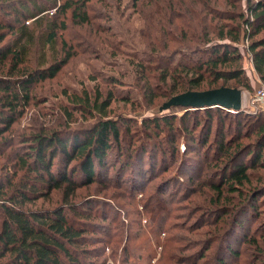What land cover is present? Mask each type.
I'll return each mask as SVG.
<instances>
[{
    "label": "trees",
    "instance_id": "obj_1",
    "mask_svg": "<svg viewBox=\"0 0 264 264\" xmlns=\"http://www.w3.org/2000/svg\"><path fill=\"white\" fill-rule=\"evenodd\" d=\"M90 1L0 0V63L8 61L7 73L16 75H0V159L5 160L0 162V264H102L105 258L99 259L107 243L117 246L112 249L114 254L121 246V264L151 263L152 250L144 245L146 231L140 235L124 230L111 234L96 222L97 217L105 219L104 210L98 214L102 205L98 203L99 210L90 209L89 202L79 198L78 190L109 179L133 191L141 189L157 176L167 157L175 161L178 136L186 138L188 148L191 144L217 151L210 160L215 170L200 184L213 191L212 208H205L203 213L215 217V222L225 219L227 228L223 234L217 228L201 250L188 257L168 252L163 264H198L216 240L213 260L227 264L221 256L225 251L235 253L227 240L239 225V216L249 209L257 214L259 204H264V175L258 172L264 171L262 110L250 113L218 105L202 109L182 106L178 116L143 119L140 137L134 140L135 135L130 134L134 116L115 113L110 105L118 99L131 106L135 102L129 95L118 98L113 90L104 94L96 88L93 94L85 89L80 94L66 93L67 105L57 110V128L40 126L28 133L15 128L30 103L34 86L55 78L73 56L58 34L67 25L53 15L64 17L70 11L74 20L87 23L86 5ZM139 3L144 8L140 43L146 55L135 57L137 86L145 101L140 110L150 108L158 98L162 104L188 90L220 86L250 89L239 48L243 41H247L254 73L264 84V0H246L245 12L240 0H135L133 6L137 8ZM57 38H62L65 55L48 61V55L60 51ZM36 45L41 52L32 65ZM77 111L94 118L89 127L71 126ZM125 134L130 140L124 144ZM210 134L212 141L208 142ZM6 147L10 148L7 153ZM112 149L114 155L108 159ZM186 156L180 161L189 166L184 162ZM110 161L112 173L107 167ZM190 163L198 167L199 160ZM225 190L234 196L227 199ZM162 211L159 203L147 210L148 230L161 225ZM193 230L195 227L188 229ZM261 236V243L255 236H243L259 250L252 264H264V234ZM123 237L140 243L120 245ZM201 240H196L199 246Z\"/></svg>",
    "mask_w": 264,
    "mask_h": 264
},
{
    "label": "rangeland",
    "instance_id": "obj_2",
    "mask_svg": "<svg viewBox=\"0 0 264 264\" xmlns=\"http://www.w3.org/2000/svg\"><path fill=\"white\" fill-rule=\"evenodd\" d=\"M134 2L135 0H91L86 5L89 16V22L87 23L74 20L70 15V11H67L64 17L53 15L59 21L63 19L67 25L66 29L58 32V34L61 33L60 36L66 41L65 49L72 52L73 56L60 69L55 78L45 79L34 86L29 105L25 107L24 113L14 124L20 133L31 132L40 126L57 128L59 126L57 110L61 105H67L66 93L80 94L83 89L90 94H93L96 88H99L104 94L108 90H113L118 98L129 95L130 100L134 101L135 104L132 106L129 103L124 104L118 99L111 103L110 108L112 107L115 113L134 116V122L130 126L131 131H133L130 134L135 135L134 140L140 137V126L143 124V119L165 115L178 116L183 112L182 106L160 109L163 104H160L163 101L162 98H158L150 108L145 109L142 107L140 110L139 106H143L141 103L145 101L137 86L138 77L135 70L137 60L135 57L143 58V56H146L140 43L144 34L142 31L144 27V8L141 3L135 8L133 6ZM240 4L241 9L245 12L246 0H240ZM224 8L229 7L225 6ZM42 31L45 32V29ZM8 37L4 40H7ZM61 39L57 38L56 47L60 51L48 55V61H51L50 57L53 58L56 55L57 57H63L65 55ZM239 48L243 54L242 62L246 76L251 85L250 89L239 88L242 91V108L240 110L250 113L258 110L264 112V106L253 101L254 90L260 83L254 79L253 73L248 69L250 60L247 54V41H243ZM35 50V53H31L32 65L35 64L36 58L41 52V50H38V45H36ZM47 54L49 53L47 52ZM185 62L190 61L185 59ZM8 67V61L1 62L0 75L15 78V74L9 76L7 73ZM113 80H117V85L112 82ZM139 103L140 105H137ZM69 109L72 110L70 105ZM196 109H202V107H196ZM188 110L193 112L190 109ZM200 112L201 110H198L197 116L199 120H202ZM73 114L75 121L71 123V126L74 127H89L94 120L88 113L82 115L80 111H77ZM213 114L216 116L215 112ZM112 116L115 115L112 114ZM121 129H125V127L121 126ZM212 136L213 134L209 135L208 142L212 141ZM178 137L175 161L167 157L163 163V165L165 164L164 167H167L165 169L162 167L157 171V176L148 183L143 184L141 189L133 191L109 179L100 183L93 182L78 190L79 198L82 202H89L90 209H96L99 208V205H102L98 214H102V210H104L106 212L103 215L105 219H103L104 217H97L96 222L105 225L107 230H111V234H120L124 230V232L130 234L140 235L141 232L146 231L145 235L148 236V239L144 245L150 247L149 251L152 250V256L155 259V263L151 261L148 264H163L164 255L166 256L168 252H173L178 257H188L192 252L201 250L205 240L207 241L212 233L216 232L217 228H220V234H223L227 228L225 219L215 222L217 220L215 217H212V219L203 213L205 208L206 210L212 208L210 198L213 191L200 184L210 177L209 174L212 170H215L216 166L210 160L217 151H209L202 149L200 145L196 147L191 144V147L188 148L185 143L186 138ZM128 140H130V135L125 134L124 144ZM247 140L243 139L242 141ZM9 150L10 148L6 147V153ZM114 152V149L109 152L108 159L114 155ZM185 153H187V159L184 162L189 166L182 165L180 161ZM189 157L199 160L198 167L190 163L195 159ZM3 160L1 158L0 162ZM112 162L110 161L107 164L109 173L114 171L110 165ZM258 172L264 175L263 170ZM162 181L165 182L161 183ZM162 190L164 191L162 192ZM223 194L227 199L234 196L233 194L227 195V190ZM55 198L57 199V195H55ZM158 203L164 208L161 213V225L155 227L156 229L148 230L146 227L149 219L147 210ZM258 210L257 214L250 209L245 210L239 216V225L237 224L230 233L231 235H228L227 245H230L235 253L229 254L226 251L223 253L221 257L227 264H252L257 256L256 252L259 250L255 244L244 241L243 236H255L260 243L263 240H261V235L264 234V227L262 228L264 204H259ZM113 218L118 221L115 222ZM199 218H201V221H197ZM194 219L195 222L192 225L191 221ZM193 227H195V230L189 232L188 229ZM101 236L107 237L105 234ZM121 239L120 245L123 242L140 243L135 239L133 241H128L124 237ZM198 239L202 241L200 246L198 245L199 241H196ZM217 241L213 242L206 250L205 258L200 260L198 264H201V262H204L203 264H215L213 257L215 250L218 248ZM116 247L114 243L105 244V253L100 257L99 262L105 258L102 264H121L123 262L119 255L121 254V246L114 254L112 249ZM139 264H147V262L140 261Z\"/></svg>",
    "mask_w": 264,
    "mask_h": 264
},
{
    "label": "water",
    "instance_id": "obj_3",
    "mask_svg": "<svg viewBox=\"0 0 264 264\" xmlns=\"http://www.w3.org/2000/svg\"><path fill=\"white\" fill-rule=\"evenodd\" d=\"M221 106L226 109L239 110L242 108V91L237 87L220 86L207 90H188L170 97L160 109L173 106L205 107Z\"/></svg>",
    "mask_w": 264,
    "mask_h": 264
},
{
    "label": "built area",
    "instance_id": "obj_4",
    "mask_svg": "<svg viewBox=\"0 0 264 264\" xmlns=\"http://www.w3.org/2000/svg\"><path fill=\"white\" fill-rule=\"evenodd\" d=\"M249 70H251V72L253 73L254 75V79L257 80L260 84L257 86V88L254 90V93H253V101L261 104L264 106V84L261 83L259 81V79L257 78L256 74L254 73V70L251 66V62H250V66L248 68ZM160 248V247H158ZM152 263H155V259L152 260Z\"/></svg>",
    "mask_w": 264,
    "mask_h": 264
}]
</instances>
